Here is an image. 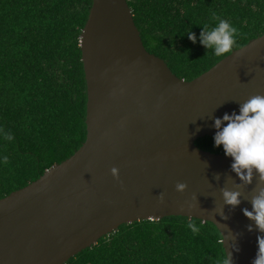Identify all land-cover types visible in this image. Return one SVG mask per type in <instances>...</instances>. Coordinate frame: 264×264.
Segmentation results:
<instances>
[{"label": "water", "instance_id": "water-1", "mask_svg": "<svg viewBox=\"0 0 264 264\" xmlns=\"http://www.w3.org/2000/svg\"><path fill=\"white\" fill-rule=\"evenodd\" d=\"M80 48L86 139L0 198V264H65L120 225L153 215L199 218L221 235L236 233L239 251L226 241L234 264H252L262 233L242 210L252 208L256 180L241 189L239 206H224L223 220L214 208L223 204L221 188L240 182L233 158L195 141L215 135L216 117L239 113L241 103L264 94V33L186 80L146 49L128 0H92ZM177 182H186V191H177Z\"/></svg>", "mask_w": 264, "mask_h": 264}, {"label": "trees", "instance_id": "trees-1", "mask_svg": "<svg viewBox=\"0 0 264 264\" xmlns=\"http://www.w3.org/2000/svg\"><path fill=\"white\" fill-rule=\"evenodd\" d=\"M146 49L191 80L223 56L200 43L213 14L240 35L264 33V0H128ZM92 0H0V198L40 177L86 139L87 88L80 48ZM194 32L193 43L188 33ZM5 133L13 139H5ZM196 144L220 152L214 136ZM8 157V163L3 158ZM195 222L200 229L188 227ZM210 221L166 216L122 224L65 264H218L226 255Z\"/></svg>", "mask_w": 264, "mask_h": 264}, {"label": "clouds", "instance_id": "clouds-1", "mask_svg": "<svg viewBox=\"0 0 264 264\" xmlns=\"http://www.w3.org/2000/svg\"><path fill=\"white\" fill-rule=\"evenodd\" d=\"M213 19L218 23L214 27L203 26L200 33V43L207 49H213L216 56H223L231 53L236 45V38L240 35L239 30L228 20L213 14ZM188 38L195 43L197 36L194 32L188 33ZM214 127L217 129L214 135L216 147L223 146L225 155L233 158L231 170L236 173L239 183L234 181L233 188L227 186L221 188L223 204L216 206L214 212L219 214L223 220L229 219L224 212V206H231L235 209L242 203L243 193L241 191L245 186L252 185L256 180V186L253 189L250 203L251 210L245 207L243 214L254 221L256 229L262 235L257 237L258 251L252 264H264V94L251 96L239 106V113L233 111L231 114L225 113L223 117H216ZM5 139L12 140L10 134L5 133ZM5 164L8 163V157L3 158ZM113 176L119 179V169H111ZM215 179L219 181L220 174L217 173ZM188 188L186 182H177L176 190L184 192ZM158 199L164 202L165 193L160 192ZM192 199L197 200L193 194ZM183 207V206H182ZM190 208L196 207V204L190 203ZM156 216H149L148 219L155 221ZM188 227L193 233L199 232L195 222H190ZM227 227V225H226ZM248 230H253V225H248ZM238 234L229 232L220 237L219 243L226 249V255L221 257L218 264H234L233 253L226 247V241L232 240L231 249L239 251L236 244Z\"/></svg>", "mask_w": 264, "mask_h": 264}]
</instances>
